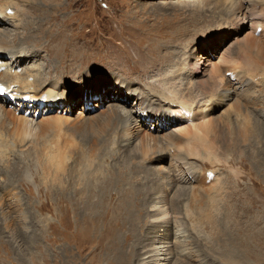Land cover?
Returning <instances> with one entry per match:
<instances>
[{"label": "rangeland", "instance_id": "obj_1", "mask_svg": "<svg viewBox=\"0 0 264 264\" xmlns=\"http://www.w3.org/2000/svg\"><path fill=\"white\" fill-rule=\"evenodd\" d=\"M12 1L15 0H0V7L12 6ZM18 1L25 3V17L20 18L21 27L15 29L8 26L2 29L12 35L11 43L19 45L25 51L23 54L28 57L23 63H17L18 70L25 76L31 71L30 66L37 62L41 68V80L36 84V90L41 91L48 82H52L59 84L55 91L60 96L52 100L41 99L40 103L25 109L17 106L20 114L31 110L30 118L44 126L42 135L28 139L32 140L29 142L32 146L22 156L15 154L7 161L6 158L0 159V188L7 185L5 179L9 178L10 188H14L20 197V204L16 203L15 197H9L10 205L16 207L18 213L12 212L8 217L0 215V264H108L109 260L105 258L109 248L107 245L114 247L112 242L116 236L127 232L129 226L126 224V208L132 206L131 203H139V197L143 195L135 196L134 190L141 183L136 181L133 187H125L121 190L123 193L114 192L110 197L100 195L99 188L89 191L83 189L86 195L78 196L75 190L82 187H77L78 175L75 170L69 173L70 168L97 165L93 169L99 172L93 178L96 177L94 181L99 182V185L113 176L114 166L117 164L132 167L136 163L135 169L140 170L139 178L145 180L150 174L153 178H158L164 189L156 191L153 197H164L166 193L167 203L171 202L181 188H185L186 192L187 186L190 187V181L177 182L173 190L168 187L167 174L163 177L162 173L170 170L169 164L155 162L143 165L144 159L139 152V145L145 140L143 136L127 143V137L117 134L111 143L107 135L110 127H116L121 114L132 113L134 102L131 100L129 103L117 105L121 103V98L116 92L123 85L127 86L125 82H128L137 87L142 86L140 90L146 95L155 94L167 98L172 95L171 92L176 91L178 97L191 99L210 90L217 77L233 79L237 74L248 76L257 83L259 93L256 95L259 100L252 102L255 104H247L244 97L234 94L222 99L228 94L216 93L214 99L205 106L209 108L208 111L214 108L211 113H205V108L195 109L193 117H187V123L183 126L162 135L149 134L156 136V140L162 145L165 144L163 139L167 134L180 132L181 136L178 138L183 141L180 151L184 155H190L193 163L201 167V164L208 162L204 154L207 148L204 143L192 144L195 135L191 133V127H202L203 131L212 133L210 137L217 134L218 140L226 137L228 127L232 130V137L236 144L242 146L244 153L241 156L245 158L242 161L237 154L229 161L230 164L222 157L221 163H206L204 169L210 173L207 171L206 187L198 186V191L203 193L204 188L210 189V194L216 195L218 199L225 197L228 192L232 193L227 200V213L221 215V218H228V215L233 214L225 221L232 231V224L237 226L238 234L235 231L233 233L239 255L242 251L246 254L243 255V252L242 256H237L243 260L240 264H264V139H255L254 130L257 122L264 126V18L249 19L243 15H232L229 10L232 0ZM4 23L8 25L7 22ZM259 29L262 31L259 32ZM35 53H38L37 58H30ZM2 61L6 65L12 62L16 64L15 59L7 53ZM172 73L175 76L180 74L182 80L171 82ZM83 74V82L89 84L86 87L78 82ZM102 77L105 79L104 84ZM110 81L114 83L110 84ZM105 84L109 88L106 92L107 99L104 98L103 103L83 104L88 98H92V90L98 94L103 93ZM70 86L77 89L78 95ZM150 86H155L158 92L149 89ZM42 93L46 91L43 90ZM75 97L74 111H80L83 115L77 113L73 116L70 101ZM174 97L169 102H174ZM48 102L53 103L54 107H47ZM6 104L11 107V103ZM238 107L249 120L250 133L247 138L241 137L238 128V120H241L236 116ZM36 110L41 113L39 117L33 112ZM47 110L50 112H45ZM109 115L112 122L108 124L110 127H105L103 121ZM182 115L184 116H179L183 119ZM59 116L63 117L58 118ZM48 122L56 124L47 126ZM16 127L13 128V124L8 121L5 129H2L0 158L3 153L13 150ZM243 141L246 142L244 145ZM58 151L67 158L65 163L68 170L66 169L64 178L69 184V190L66 192L55 190L54 181L60 176L54 168L52 156ZM166 152L163 155H168ZM249 153L250 157L245 156ZM148 169L152 171L149 172ZM104 170H107L108 176ZM209 174L214 175L212 180L209 179ZM217 174L221 177L217 178ZM81 199L95 208L91 215H86L83 207L77 206L76 201ZM144 210L143 205L137 211L139 217L141 216L139 225L142 224L143 227L144 223L156 222L153 218L148 220L149 210ZM182 212L181 209V215H177L180 216L178 222L181 229L176 223L169 227L154 223L156 229L150 232L148 241L141 249L139 264L149 261L156 264L158 259L166 256L169 251L167 248L172 245L174 256L170 257L169 264H239L230 262L225 254L229 249L220 248L225 240V233L208 228V222H204L198 208H195L193 217L194 223L200 225L198 227H192ZM21 213H24V219H21ZM7 219L11 220L13 233L17 234L21 226H24L21 232H27V236L21 234L20 238L14 239L5 230ZM199 227L201 231L197 230ZM149 229L152 230L151 227ZM186 239L188 243L185 242ZM181 240H185L183 243L187 251L191 250L187 257L198 256V261L192 258L184 261L176 255L177 245Z\"/></svg>", "mask_w": 264, "mask_h": 264}, {"label": "bare ground", "instance_id": "obj_2", "mask_svg": "<svg viewBox=\"0 0 264 264\" xmlns=\"http://www.w3.org/2000/svg\"><path fill=\"white\" fill-rule=\"evenodd\" d=\"M24 10H25V3L23 1H18V0L12 1V6L0 7V17H1L0 18V91H3L6 89V90H9L10 92H12L13 94H15V96L17 97V99H16L17 106L18 107L22 106L23 109H25L27 106H31L34 104L36 105V104L40 103L39 100H41V99L52 100V99H58L60 96L55 91L58 88L59 84H55L52 82H48L46 84V86H44L43 90H45L46 93H42L43 90H41V91L36 90L35 86L38 83V81L41 80L39 78L40 73H41V68L37 64V62H35V64H33V66H30L29 70H31V71H28L25 76H22L20 74V70H18L17 63H19V62L23 63V61L28 57H26V54H23V53H25V51L21 50L19 48V45L17 46L16 43H14V45H13V43H11L10 38L12 35L6 33V31L2 30V29L7 28L8 26H12L15 29H19L21 27L20 25L22 23V20L20 18L25 17ZM229 10L231 11L232 15H240V16L243 15L244 17L249 18V19H262V18H264V0H232L229 3ZM4 22H7L8 25H6ZM37 52H39V51H37ZM6 53L9 54L12 57V59H15V61H16L15 65L13 62L10 65L9 64L6 65L5 62L2 61V60H5ZM37 55H38V53L32 54V56H30V58L36 59ZM19 57H20V60L18 59ZM87 72H89V71H87ZM84 74L81 76V78L79 79L78 82L82 83V85L84 87H86L89 84L83 82ZM180 78H181L180 74L175 76V74L172 73L170 75V80L173 83L181 81L182 79H180ZM102 79H103V84H104L105 79L103 77H102ZM234 79H235V81H234ZM112 83H114V81H110V84H112ZM125 83H127L128 85L127 86L123 85L122 89L118 90L116 92L119 94V97L121 98V103H119L117 105L120 106V105H123L125 103H129L131 100H132V102L134 101L133 106H132L133 110L131 111L133 114L132 113H127L126 115L121 114L119 117L118 124H116L115 128H113V127L111 128L110 125H108L112 122L110 115L104 119L103 123H105V127H110V130L107 133V135L109 136V140L111 141V143H113L114 137L117 134H121L122 136L127 137L126 142L129 143L130 140H132L134 138H138L139 136H143L145 138V140H143L139 145V147H140L139 152H140L142 158L144 159L143 165L145 163H155V162L160 163L162 165L164 163L169 164L170 170H168L165 173H162L163 177L165 174H167V177H168L167 180L169 183L168 187L173 190L176 187L177 182H184V181H186V182L190 181V187L187 186L188 188H187L186 192H185V190H186L185 188H181L178 191V193L172 198L170 203H167V201H166V196H167L166 193H165L164 197L158 195L159 197L156 199L155 197H153V195H155L156 191H162L164 189L163 185L160 183V181L157 180L158 178L157 179L153 178L152 174H150V176H148L145 180H142V178H139L138 175L140 174V170L135 169L136 165H137L136 163H134L132 167H128V165H126V164H123V165L117 164L116 166H114L115 171L112 173L113 176H111V178L109 177L110 179H108V180H103V181L100 180V182L101 181L102 182L98 185L99 182L97 183L94 181V179L96 177L93 178V176L94 175L97 176V173L99 172L98 170L93 169V167H97V165L94 166V164H88L86 166H79V167L73 166L72 168H70L68 170L66 163H65L67 158L65 159V156L63 154H60V152L58 151L52 156V162L54 163V168H55L57 174H59V176H60V177L57 176L58 179L55 180L56 177L54 175L53 180H55L54 182L56 183L55 190L59 189V191L61 190L63 192H66L69 190V184H67V181L64 178V176L67 174L66 169L69 171V173H71L72 170L73 171L75 170V172L78 175L77 176V179H78L77 187H82V189L77 188L75 190L78 196L80 194L81 195L85 194V191L83 189L89 191V190H93L95 188L96 189L99 188L101 190V191H99L100 195L102 194L103 196H109L110 197V196H112V193L115 192L117 194L121 190H124L125 187H133L132 185L136 181L141 183V186L140 187L135 186L136 188L134 190L135 196L143 195L142 197H139L140 198V200L138 199L139 203L138 204L131 203L132 206H127V208H126V212H127L126 224L129 226L127 229V232L123 235L122 234H118V235L116 234L117 235L116 239H114L112 242L114 244V247H116V248H114L113 245H107L109 248L107 251L108 254H106L105 258L107 261L109 260L108 264H139V262L141 261V255H140L141 249L144 247V244L148 241L150 232L154 231L156 229V227L154 226L155 225L154 223H156L157 225L163 224V225H165V227H169L170 224L176 223L179 225V228L181 229V227H180L181 224L178 222V221H180L179 220L180 216H177L178 214H180L181 209L183 210V212H182L183 215L191 223L192 227L200 226V225H196L194 223L195 218H193V217L195 215V213H194L195 208L199 209V213H201L202 217L205 219L204 222H208V228H210L211 230H216V231L222 230L225 233V234H223L224 235L223 237L225 240L222 242V245L220 248L224 247L225 249H229V250H227L228 253L225 252V254H227L226 256L228 258H230V262L231 263H239V264L243 263L242 262L243 260L241 258H238L237 256H239V257L242 256L241 254L244 251H242V253L239 255L238 245L236 243V238H235V235L233 233L235 231L236 234H238L237 226L232 224V229L234 230V231H232L231 228L229 227V225L225 221L228 218L230 219V217L233 214L228 215V218H225V217L221 218V215H223L225 212L227 213V207L229 205L227 203V200L232 196V193L228 192L225 197H223V198L221 197L220 199H218V197L216 195L210 194V189H207V188L203 189L202 188L203 193H201V191H198V188H199L198 186L206 187V180H208L206 178V175H208L207 174L208 170L204 169L206 163H212L213 165H215V163H221L222 158L224 160H226L225 161L226 163H229V161L233 160L234 156L237 154H239L240 159L242 161H243V158H245V157L242 158V156H241L244 153V150H241L242 146L240 147L239 144H236L235 143L236 140L234 141V139L232 137L233 136L232 130L228 127V130H227L226 135H225L226 137H222L221 140H218L219 136H217V134H213L214 136L210 137V135H212V133L208 132V131H203L202 127H199V126L191 127V129H193V132L191 131V133H194V135H195L192 144L193 145H198L199 143L206 144L207 149L204 150V154L207 157L206 160L208 162L205 163L204 161H202V163H205V164H201L202 165L201 167H198V165L193 163L194 161H192L193 159H191L192 157L190 155H184L180 151V149H181L180 147H182L181 145H183L182 139L178 138V136H181L180 132L177 131V133L171 132V133L167 134L163 139L165 144H162V145L160 144L159 141L156 140L157 137L153 136L151 134L162 135L164 133H168L169 131H173L178 126H183L185 123H187L186 118L187 117L192 118L194 115L193 113H194L195 109H202L203 110L205 108V106L207 104H209L214 99L216 93L221 92L224 94L225 93L228 94L227 96H224L222 99H227L230 96V94H234V95H238V97H244L247 100V102H246L247 104H255L252 102L259 100L258 96L256 95L258 92L257 83L252 78L245 76L243 74H237V75H235V77L233 79H224L222 76H219L213 80V83H212L213 87L210 88V90L204 91L200 94H197L196 96L192 97L191 99L184 98V97H178V94L176 91L171 92L172 95H170L167 98L159 95L161 97L160 98L159 96H157L155 94L146 95L145 93H143L140 90V87H142V86L137 87L136 85H131L128 82H125ZM63 84L65 87H67L65 83H63ZM16 87H18L20 89V91H18L19 89L17 90ZM70 87L72 89H75L72 86H70ZM108 88L109 87H107L105 84L104 89H103V93L101 92L99 94L96 93V91L92 90L91 91V95H93L92 98L91 99L88 98L86 100V102H84L83 104L86 105V104H90L91 102L103 103L105 101L104 98L107 97L106 92H107ZM143 88H145V87L143 86ZM148 88L152 89L155 92H158V90L155 86L154 87L150 86ZM136 89H138V90H136ZM139 90L141 92H139ZM73 91H75L78 95L77 89H75ZM80 92L82 93V90ZM174 96H177V97H174ZM171 97L175 98L174 102H169ZM162 98H164V99H162ZM96 99H100V100H96ZM70 103H71V106L73 107V116L77 113L83 115L82 112H80V111H74V107L76 104V97L72 98ZM109 105H115V104H109ZM17 106L12 105V103H11V107H9V105L6 104V102H4V98L0 97V136L2 135V129H5V126L7 125L8 121H10L13 124V128H15V126H17L15 129V133H16L15 138L16 139L12 142V147H13L12 149L13 150L10 153H6V154L3 153V157L0 158L3 160L6 158V161L11 159V157L15 154H19L22 156L26 151H28L30 145L32 146V144L29 143L32 140H28V139L38 138L39 135H42V132H43L44 124H39L38 122H36V119L30 118L31 117L30 116L31 110H28L30 113L28 111H26V113H28L29 116H25L24 115L25 113H23V114L19 113V108H17ZM46 106L52 108V107H54V104L51 102H48L46 104ZM7 108H9V110H7ZM85 108H87V107H85ZM96 108H98V107H96ZM103 108H105V106H103ZM103 108H102V110H103ZM211 109L213 111L214 108H211ZM211 109H210V111H208L209 108L207 107L204 109V112L205 113H211L212 112ZM105 110H106V108L104 109V111ZM167 110H170L171 112L167 111ZM236 111H237V114H236L237 119H241V120H238V126H239L238 128H240L239 131H241V137L247 138V134L250 133L249 120L247 117L242 115V113L240 111V107H238L236 109ZM33 112H35V116H36V113L38 112V110L33 111ZM45 112H50V111L47 110ZM172 112H175L179 115L184 114V116L182 115L184 118L182 119L179 115L173 114ZM61 117H63V116H61ZM61 117L59 116L58 118H61ZM53 123L56 124V122H48V123H46V125L48 126V125H51ZM153 125H155V127ZM153 127L155 128L154 132L151 131V129ZM120 128H121V131H119ZM58 130H59V128H58ZM254 130H255V139L256 138L264 139V126L263 125H261L260 123L257 122L255 127H254ZM149 133H151V134H149ZM188 142H190V139H188ZM245 143L246 142H244L243 145ZM197 147H200V146H197ZM222 150H224V151H222ZM166 151L168 152V155L167 154L163 155V154H165ZM63 156H64V159H63ZM245 156L250 157L251 154L250 153L245 154ZM198 161H200V160H198ZM143 167H144V169H146L145 166H143ZM6 168H8V167H6ZM197 168H200V170ZM246 169H247V167H246ZM148 171L151 172L152 169H148ZM5 172H7V171H5ZM248 172H249V170H248ZM104 173L107 175V170H104ZM217 175H218V176H216L217 178L221 177V175H219V174H217ZM70 176L68 175V177H70ZM74 176H75V174H74ZM74 176H72V177H74ZM185 176H187V177H185ZM70 179H72V178H70ZM111 179H113V182H110ZM165 179H166V176H165ZM5 181H6L7 185L4 188H3V186H1L3 189L0 188V215L3 217H8V214H10L12 212L16 214L19 211L16 209V207H13L10 205L9 197L12 199L15 197L17 204H20V197L16 194V192H15L16 190H14V188L13 189L10 188L11 185L8 183L9 178H6ZM74 182H75V180H74ZM74 186H76V185L74 184ZM52 189H53V187H52ZM71 192H72V190H71ZM121 192L123 193V191H121ZM168 192H169V190H168ZM94 195H95V193H94ZM183 196H184V198H183ZM59 199H61V198H59ZM65 199H67V198H65ZM107 199H105V200H107ZM125 199H128V198H125ZM185 199H186V201H185ZM83 200L84 199H81L80 201L77 200L76 201L77 206H82L84 211L86 212V215H91L95 208L91 204H89L88 201H86V200L83 201ZM93 200H95V199H93ZM99 201H101V200H99ZM182 202H183V204H182ZM64 203H66V202H64ZM143 205L145 206V210H144L145 212L147 209L149 210V211H147V214H148L147 219L149 220L150 218H153L154 220H156V222H154V223H149V222H148V224L144 223L146 225V226L144 225V227L142 226V224L139 225V218L141 216L139 217V213L137 212L138 210H140L142 208ZM61 211H63V210H61ZM199 213H198V215H199ZM23 215H24V213L23 214L21 213V219H24ZM59 215H60V213H59ZM144 217H145V215H144ZM9 221H10V224H9ZM97 222H99V221H97ZM143 222H145V221H143ZM70 223H71V220H70ZM117 224H119V223H117ZM10 225H11V220L7 219L5 222V225H4L5 230L8 233H11L10 235L14 239L20 238L21 234H23V235L27 234V232H25V233L21 232V228L24 227V226H21V228L17 232V234H19V236H17L16 233H13L14 230L12 229V225L11 226ZM117 226H119V225H117ZM173 226H175V225H173ZM149 227H151L152 230L149 229ZM113 229H114V227H113ZM200 229L201 228L199 227L197 230H200ZM142 234H143V237H142ZM178 234H180V233H178ZM184 234H185V232H184ZM134 238H135V242H133ZM183 239H185V238L183 237ZM123 240L125 242V245L123 244L124 243ZM184 241L183 240L179 241V243L177 245L178 251H177L176 255L178 257H181L183 260L184 259L185 260L191 259L192 257L191 258L187 257V253L188 252L190 253L191 250L189 249L190 251H187V249L185 248L186 246H184V243H183ZM106 242H108V240ZM185 242L188 243L187 239ZM251 242H252V240H251ZM174 244H175V242H174ZM173 248H174L173 245L170 248H167V249H169V251H168V253H166V256L158 259L156 264H169L168 262L170 260V257L174 256ZM251 249H253V248H251ZM247 252L249 253L248 250H247ZM156 253L159 254V252H157V251H156ZM191 253H193V251ZM244 254H245V252L243 253V255ZM191 255H193V254H191ZM197 257L198 256H194L192 259H194L195 261H198ZM150 260H152V259H150ZM60 262H61V260H60ZM146 263L147 264H153L152 261H149ZM146 263H142V264H146Z\"/></svg>", "mask_w": 264, "mask_h": 264}]
</instances>
